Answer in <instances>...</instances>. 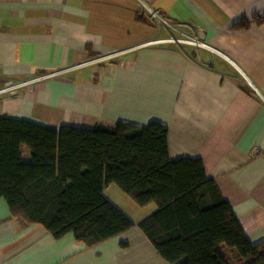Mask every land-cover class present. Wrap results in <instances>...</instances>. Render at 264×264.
I'll use <instances>...</instances> for the list:
<instances>
[{"label":"crops","instance_id":"0c3cea01","mask_svg":"<svg viewBox=\"0 0 264 264\" xmlns=\"http://www.w3.org/2000/svg\"><path fill=\"white\" fill-rule=\"evenodd\" d=\"M262 13L264 0H0V118L165 124L171 158L201 159L262 245L264 25L233 28ZM183 34L205 46L159 42ZM105 194L136 224L158 210L117 185ZM0 264L170 263L139 228L88 248L25 226L0 198Z\"/></svg>","mask_w":264,"mask_h":264},{"label":"trees","instance_id":"16d2710c","mask_svg":"<svg viewBox=\"0 0 264 264\" xmlns=\"http://www.w3.org/2000/svg\"><path fill=\"white\" fill-rule=\"evenodd\" d=\"M253 24L263 26L264 13L233 28ZM111 185L158 210L136 224L107 198ZM0 198L25 226L41 225L55 239L73 235L88 248L139 228L170 264H231L226 250L235 264H264V243L251 242L201 159L171 158L160 122L57 130L0 118Z\"/></svg>","mask_w":264,"mask_h":264},{"label":"built area","instance_id":"2783aa9c","mask_svg":"<svg viewBox=\"0 0 264 264\" xmlns=\"http://www.w3.org/2000/svg\"><path fill=\"white\" fill-rule=\"evenodd\" d=\"M162 22L165 25H170L167 21L162 20ZM159 42L188 44V45H192V46H195V47L205 46L203 43H201L199 41V39L197 37H191V36L184 35V34H183V37L180 38V39L179 38H171V39L163 40V41H159Z\"/></svg>","mask_w":264,"mask_h":264},{"label":"rangeland","instance_id":"374dc122","mask_svg":"<svg viewBox=\"0 0 264 264\" xmlns=\"http://www.w3.org/2000/svg\"><path fill=\"white\" fill-rule=\"evenodd\" d=\"M159 21L162 23V21H161L160 19H159ZM163 24H164V23H163ZM164 25H165V24H164ZM179 39H180V38H179ZM224 253H225V254L228 256V258L230 259V263H231V264H235L231 252H230L229 250H226Z\"/></svg>","mask_w":264,"mask_h":264}]
</instances>
